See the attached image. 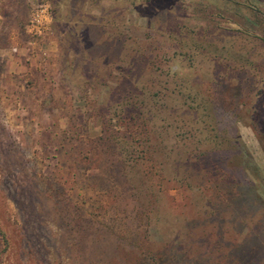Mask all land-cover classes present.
<instances>
[{
  "label": "rangeland",
  "instance_id": "rangeland-1",
  "mask_svg": "<svg viewBox=\"0 0 264 264\" xmlns=\"http://www.w3.org/2000/svg\"><path fill=\"white\" fill-rule=\"evenodd\" d=\"M0 264H264V0H0Z\"/></svg>",
  "mask_w": 264,
  "mask_h": 264
},
{
  "label": "built area",
  "instance_id": "built-area-1",
  "mask_svg": "<svg viewBox=\"0 0 264 264\" xmlns=\"http://www.w3.org/2000/svg\"><path fill=\"white\" fill-rule=\"evenodd\" d=\"M42 30H44V26L41 18L38 16L33 17L32 20L30 21L29 30H28L29 33H34L40 36L42 34Z\"/></svg>",
  "mask_w": 264,
  "mask_h": 264
}]
</instances>
